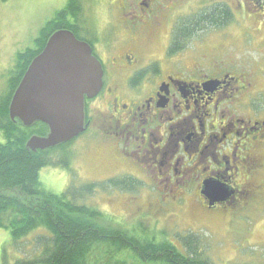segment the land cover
Returning a JSON list of instances; mask_svg holds the SVG:
<instances>
[{
	"label": "flooded vegetation",
	"instance_id": "1",
	"mask_svg": "<svg viewBox=\"0 0 264 264\" xmlns=\"http://www.w3.org/2000/svg\"><path fill=\"white\" fill-rule=\"evenodd\" d=\"M246 1L169 0L174 20L167 22L171 13L162 0H112L117 13L103 31L84 23L81 0H68L58 23L91 48L103 69L101 91L85 97V131L75 142L82 136L104 140L105 159L126 168L118 177L112 171L108 182L145 176V183L169 189V197L192 191L211 211L230 202L209 207L206 180L236 192L233 202L260 193L250 182L261 163L258 150L264 152V104L257 103L264 58L251 63L248 76L233 59L209 60L207 54L234 33L228 28L235 20L245 26L250 45L264 43V0ZM178 175L187 176L180 189Z\"/></svg>",
	"mask_w": 264,
	"mask_h": 264
},
{
	"label": "rangeland",
	"instance_id": "2",
	"mask_svg": "<svg viewBox=\"0 0 264 264\" xmlns=\"http://www.w3.org/2000/svg\"><path fill=\"white\" fill-rule=\"evenodd\" d=\"M168 1L162 0L161 4L171 13L167 22H173L174 15L169 10L171 6L166 3ZM126 2L132 4V0ZM67 3L68 0H0V96L4 95L8 86L10 88L8 71L14 68L18 54L38 49L35 41L40 38L41 30L48 22L59 18V12L63 14L67 10ZM111 3L112 0H81L80 16L86 20V25H97L107 31L110 28L111 12L117 13ZM246 19L244 15L240 18L241 21ZM62 23L59 30H68L64 28V21ZM240 27L245 28L235 20L228 28L234 33L219 40L216 47L207 54L209 60L214 57L233 59V62L243 68L240 71L249 76L251 70L248 68L251 63L259 64L264 58V43L260 40L257 46L250 45L247 42L248 36L243 34ZM51 31H46L45 34L49 35ZM101 36L103 39L109 37L107 33ZM50 37H46L45 46ZM117 40L118 37L114 36V41ZM193 46L202 50L198 44ZM258 95L257 103L263 105L264 88H258ZM223 111L226 113V108ZM34 136L39 134L33 132L31 137ZM101 141L103 147L106 146L100 137L88 141L86 136H82L76 142L73 140L69 145L54 149L48 154L51 165L44 167L39 173V182L46 192L62 195L69 190L70 193H75L79 204L95 208L97 214L88 213L81 217L83 223L107 228L110 232H122L141 243L140 239L153 234L158 241H169L183 253L193 257L197 256L191 252L195 248L206 264H264V152L259 153L258 150V156L262 155L263 160L261 159L259 170L253 174L255 181L250 182L256 191H260L253 198L252 195L245 198L242 194L240 197L244 198L241 203L233 202L236 192L225 188L218 180H206L203 183L202 190L210 202L209 207L230 202L227 207L232 208L211 211L203 208L192 191L177 198L169 197V189L164 190L161 186L159 189L156 184L145 183V176H137V179L133 176L122 177L118 178L123 179L118 183L105 185L113 176L124 174L121 171L126 168L115 167V163L110 164L105 159L104 152L99 148ZM212 149L211 147L208 151ZM195 154L192 153L193 156ZM112 171L114 175L110 177ZM148 171L146 169V174L150 173ZM178 177L177 188L180 189L187 176ZM92 186L94 189L91 191L86 188ZM212 190H218L220 195L209 197ZM149 193L152 196L149 197ZM164 195L167 196L163 197ZM93 216L95 219L92 220ZM145 230H149L147 235L143 232ZM36 236L37 233L28 238H14L9 231L0 229V264H18L22 259L38 255L39 248L33 241ZM191 238L194 242L189 248ZM140 256L142 259L143 256ZM157 256L162 258L160 254ZM141 259L135 260L133 253L126 254L123 258L125 264H161L158 259L154 262ZM115 262L113 260L112 263Z\"/></svg>",
	"mask_w": 264,
	"mask_h": 264
},
{
	"label": "trees",
	"instance_id": "3",
	"mask_svg": "<svg viewBox=\"0 0 264 264\" xmlns=\"http://www.w3.org/2000/svg\"><path fill=\"white\" fill-rule=\"evenodd\" d=\"M57 21L58 17L41 30L40 38L35 41L37 50L18 54L14 68L8 71L10 88L0 96V229L9 231L14 238H28L37 233L33 241L39 248L38 255L22 259L18 264H113V260L115 264H125L123 258L130 253L135 260L142 255L141 260L147 262L158 259L161 264H206L195 248L191 252L197 256L193 257L169 241H158L153 234L144 236L141 243L122 232L111 233L107 228L83 223L81 217L97 214L95 208L79 204L75 193L69 190L62 195L46 192L39 182L41 170L51 165L48 154L60 147L30 151L27 142L33 132L46 137L49 128L40 122L26 127L19 120L12 121L9 106L30 64L44 49L46 37L60 28ZM49 30L52 31L46 35ZM93 186L86 188L91 191ZM148 231L143 232L147 235ZM193 242L191 238L189 248ZM158 254L162 255L161 259Z\"/></svg>",
	"mask_w": 264,
	"mask_h": 264
},
{
	"label": "water",
	"instance_id": "4",
	"mask_svg": "<svg viewBox=\"0 0 264 264\" xmlns=\"http://www.w3.org/2000/svg\"><path fill=\"white\" fill-rule=\"evenodd\" d=\"M102 79L101 64L86 43L69 31L54 33L30 64L9 106L12 121L26 127L40 122L49 128L48 136L31 137L27 148L46 151L78 137L85 130V97L101 91Z\"/></svg>",
	"mask_w": 264,
	"mask_h": 264
},
{
	"label": "bare ground",
	"instance_id": "5",
	"mask_svg": "<svg viewBox=\"0 0 264 264\" xmlns=\"http://www.w3.org/2000/svg\"><path fill=\"white\" fill-rule=\"evenodd\" d=\"M215 194H216V192H215ZM215 194H212V195L214 196ZM215 196H217V195H215Z\"/></svg>",
	"mask_w": 264,
	"mask_h": 264
}]
</instances>
